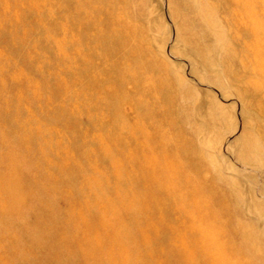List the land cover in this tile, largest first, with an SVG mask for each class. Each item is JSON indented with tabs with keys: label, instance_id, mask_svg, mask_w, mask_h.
<instances>
[{
	"label": "rangeland",
	"instance_id": "374dc122",
	"mask_svg": "<svg viewBox=\"0 0 264 264\" xmlns=\"http://www.w3.org/2000/svg\"><path fill=\"white\" fill-rule=\"evenodd\" d=\"M0 264H264V0H0Z\"/></svg>",
	"mask_w": 264,
	"mask_h": 264
}]
</instances>
